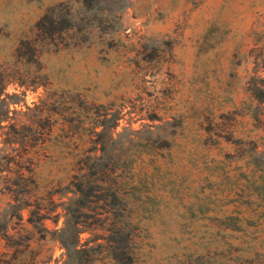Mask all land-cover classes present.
<instances>
[{
	"label": "rangeland",
	"instance_id": "1",
	"mask_svg": "<svg viewBox=\"0 0 264 264\" xmlns=\"http://www.w3.org/2000/svg\"><path fill=\"white\" fill-rule=\"evenodd\" d=\"M0 81L47 132L13 198L0 129V230L48 212L0 264H264V0H0Z\"/></svg>",
	"mask_w": 264,
	"mask_h": 264
},
{
	"label": "trees",
	"instance_id": "2",
	"mask_svg": "<svg viewBox=\"0 0 264 264\" xmlns=\"http://www.w3.org/2000/svg\"><path fill=\"white\" fill-rule=\"evenodd\" d=\"M44 18V17H43ZM41 19V22L43 20ZM40 22V23H41ZM41 31L45 30V26H41ZM2 81H0V87H1ZM27 109L30 110L28 107ZM3 117L0 115V129H4V131L1 133L3 136V142L6 144L8 153L5 155V164L7 168V171L11 172L12 175H9V177H4L5 184L4 188L7 190L8 193H10L13 198H18L23 193H27V185L23 181L25 172L31 171V166L33 164V158L34 155H37L34 148L36 144H42L45 141L44 135L47 134V132H41V131H35L37 128H33L32 125L35 123V120L33 118H30L31 125L28 126L27 129L25 125L10 123L7 125H2ZM8 116H5L4 120H7ZM48 120V119H47ZM49 123V120H48ZM51 126L48 124V129H50ZM21 131H26L28 134H25ZM96 158V157H94ZM92 157H85L83 158V161L80 163V169L85 172V174H88L86 172V169L90 168L91 170H95L93 175H100V169H98L97 165H95V160ZM97 159V158H96ZM2 167V164H1ZM0 167V168H1ZM94 180H87V177L77 180V182H74L75 186L74 189L77 193H79L78 200L80 202L84 199H89V197L94 196L96 197L98 193L102 191L103 182L100 178L95 177ZM93 187H95V191L92 194ZM91 194H90V191ZM111 196H113L114 199H117V193L116 191H112ZM18 204L16 203V206ZM80 209L87 208L86 206L81 205ZM22 209H27L28 216L25 220L26 224L31 227V229L24 227V223H22V215L20 211ZM82 210H79V213H81ZM48 212H42V208H40L39 204L35 205L34 203L30 202H24L22 207H20L14 215H12V219H15V223L18 225L22 224V226L19 227L18 230H15L14 228H11L8 224H3L2 230H0V238L4 239L6 242H10L12 246L17 245L16 241L19 238L25 237V235H33V232L35 230L44 229L46 232V228L43 224L44 220L48 218ZM109 220L110 218H106ZM81 223H85L84 221L77 222L76 225H81ZM115 225L112 224V229L109 230L111 233V237H114V235L118 234V229L114 228ZM13 229L15 232L13 234L8 233V229ZM82 231L76 229V236H79V234ZM41 237L44 240H47L45 234L41 235ZM31 238V237H27ZM114 239V238H113ZM48 241H51L50 239ZM114 242V240H112ZM108 242V249H110L114 255H117V247H115V242ZM112 243V244H110ZM72 254L76 253H84L87 255L86 250L81 248L74 247L71 250ZM35 261L32 260L30 264H33Z\"/></svg>",
	"mask_w": 264,
	"mask_h": 264
}]
</instances>
